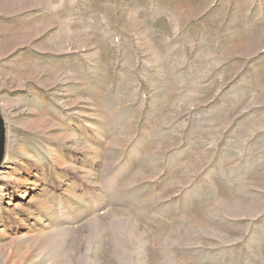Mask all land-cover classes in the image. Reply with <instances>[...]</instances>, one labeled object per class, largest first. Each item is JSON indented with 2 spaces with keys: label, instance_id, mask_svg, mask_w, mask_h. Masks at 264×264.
<instances>
[{
  "label": "rangeland",
  "instance_id": "374dc122",
  "mask_svg": "<svg viewBox=\"0 0 264 264\" xmlns=\"http://www.w3.org/2000/svg\"><path fill=\"white\" fill-rule=\"evenodd\" d=\"M1 15L0 264H264V0Z\"/></svg>",
  "mask_w": 264,
  "mask_h": 264
},
{
  "label": "crops",
  "instance_id": "0c3cea01",
  "mask_svg": "<svg viewBox=\"0 0 264 264\" xmlns=\"http://www.w3.org/2000/svg\"><path fill=\"white\" fill-rule=\"evenodd\" d=\"M6 28L4 29V27H3V23H4V20H3V16L1 15L0 16V41H1V43H0V57L1 58H3V57H5V56H7L8 55V48H6L5 47V50L3 51V49H4V45L2 44L3 43V40L5 39H7V37H4V36H7V34H8V30H9V28H8V16H6Z\"/></svg>",
  "mask_w": 264,
  "mask_h": 264
},
{
  "label": "water",
  "instance_id": "95a60500",
  "mask_svg": "<svg viewBox=\"0 0 264 264\" xmlns=\"http://www.w3.org/2000/svg\"><path fill=\"white\" fill-rule=\"evenodd\" d=\"M5 142H6L5 125L2 116L0 114V167L3 163L4 154H5Z\"/></svg>",
  "mask_w": 264,
  "mask_h": 264
}]
</instances>
